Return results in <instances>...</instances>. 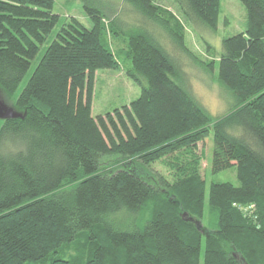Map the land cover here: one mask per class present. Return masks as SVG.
Instances as JSON below:
<instances>
[{
  "label": "trees",
  "instance_id": "16d2710c",
  "mask_svg": "<svg viewBox=\"0 0 264 264\" xmlns=\"http://www.w3.org/2000/svg\"><path fill=\"white\" fill-rule=\"evenodd\" d=\"M123 1L190 54L183 25L157 0ZM238 1L245 30L222 40L217 59L233 105L217 118L143 28L128 34L125 50L139 97L93 118L95 73L120 67L107 37L116 25L85 5L90 28L72 19L58 30L14 100L20 117L0 120V264H200L201 254L202 264H264V0ZM173 2L188 22L217 29L220 0ZM53 5L0 0L6 95L56 25ZM210 134L212 172L235 167L239 186L211 184L207 207L217 224L205 229L198 146ZM105 157L117 158L113 168L101 166ZM158 163L166 175L153 171Z\"/></svg>",
  "mask_w": 264,
  "mask_h": 264
},
{
  "label": "rangeland",
  "instance_id": "374dc122",
  "mask_svg": "<svg viewBox=\"0 0 264 264\" xmlns=\"http://www.w3.org/2000/svg\"><path fill=\"white\" fill-rule=\"evenodd\" d=\"M52 13L57 16V23L51 33L46 37L44 43L39 46L36 57L31 61L30 68L20 83L14 96H8L0 90V100L14 112V100L25 87L32 75L36 65L42 58L45 50L54 40L58 30L67 22L75 19L86 28L91 27V22L85 12L84 6H92L101 11L105 16V23L116 25L112 28L114 38L110 32L107 37L109 46L114 51L119 62L118 70H98L95 73L93 96L91 104V115L93 118L104 116L113 110L128 106L140 95V89L125 74L129 65L125 62V50L128 34L135 32L138 28L146 29L156 36L162 47L171 54L181 68V77L185 87L199 103L214 117L226 114L233 105L231 95L217 81V59L221 52L222 40L241 33L245 30L246 16L242 4L238 0H220V14L215 31L188 22L182 17L178 7L173 0H157L155 3L163 10L169 11L184 27V40L188 53L181 52L172 43L168 33L161 27H155L141 18L123 0H53ZM215 62L209 70L206 64ZM19 114V113H18ZM9 147V146H8ZM9 148H12L9 147ZM213 150V138L210 134L203 143L199 144L198 151L202 153V176L205 180V209L204 216L200 220L199 227L213 229L217 224V217L208 209L207 199L209 188L212 183H230L239 186L235 167L213 173L211 170ZM117 162L116 157H105L102 159V167L111 169ZM153 171L166 175V170L161 164L153 165ZM189 221V220H188ZM132 220L126 225V229L133 226ZM203 252V251H202ZM201 252V253H202ZM76 251L73 247L66 252L67 256H74ZM202 264V254L200 258Z\"/></svg>",
  "mask_w": 264,
  "mask_h": 264
},
{
  "label": "water",
  "instance_id": "95a60500",
  "mask_svg": "<svg viewBox=\"0 0 264 264\" xmlns=\"http://www.w3.org/2000/svg\"><path fill=\"white\" fill-rule=\"evenodd\" d=\"M20 115L14 112L11 108L7 107L1 100H0V120H10L19 118ZM184 219L190 221V218L183 216ZM196 225V224H195Z\"/></svg>",
  "mask_w": 264,
  "mask_h": 264
}]
</instances>
